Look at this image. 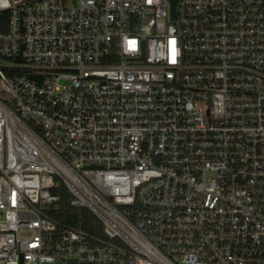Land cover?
I'll return each mask as SVG.
<instances>
[{
    "label": "built area",
    "instance_id": "obj_1",
    "mask_svg": "<svg viewBox=\"0 0 264 264\" xmlns=\"http://www.w3.org/2000/svg\"><path fill=\"white\" fill-rule=\"evenodd\" d=\"M3 14L0 264H264V0Z\"/></svg>",
    "mask_w": 264,
    "mask_h": 264
},
{
    "label": "trees",
    "instance_id": "obj_2",
    "mask_svg": "<svg viewBox=\"0 0 264 264\" xmlns=\"http://www.w3.org/2000/svg\"><path fill=\"white\" fill-rule=\"evenodd\" d=\"M0 17H6V14ZM5 31L6 25L0 27V32ZM52 195L59 198L58 203L48 213L52 219L61 224L80 227L91 234L100 235L101 225L98 220L88 210H77L70 206L72 196L62 183L52 191Z\"/></svg>",
    "mask_w": 264,
    "mask_h": 264
},
{
    "label": "water",
    "instance_id": "obj_3",
    "mask_svg": "<svg viewBox=\"0 0 264 264\" xmlns=\"http://www.w3.org/2000/svg\"><path fill=\"white\" fill-rule=\"evenodd\" d=\"M175 2H176V0H173V5H174ZM17 60H20V56L17 57ZM29 78L31 80H36L38 82V84H40L41 78L40 79H37V77H34V76H30Z\"/></svg>",
    "mask_w": 264,
    "mask_h": 264
},
{
    "label": "rangeland",
    "instance_id": "obj_4",
    "mask_svg": "<svg viewBox=\"0 0 264 264\" xmlns=\"http://www.w3.org/2000/svg\"><path fill=\"white\" fill-rule=\"evenodd\" d=\"M2 86H1V83H0V88H1Z\"/></svg>",
    "mask_w": 264,
    "mask_h": 264
}]
</instances>
